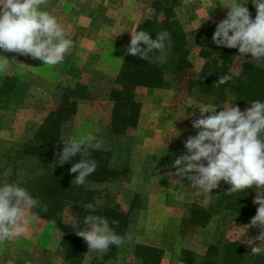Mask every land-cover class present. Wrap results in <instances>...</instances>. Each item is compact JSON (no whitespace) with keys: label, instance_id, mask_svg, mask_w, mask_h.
Wrapping results in <instances>:
<instances>
[{"label":"rangeland","instance_id":"obj_1","mask_svg":"<svg viewBox=\"0 0 264 264\" xmlns=\"http://www.w3.org/2000/svg\"><path fill=\"white\" fill-rule=\"evenodd\" d=\"M82 1L88 4H79ZM99 1L76 0L72 7L76 18L59 20L66 37L73 41L62 63L47 66L27 55L0 51V55L11 60L9 70L0 74V82L5 76L17 77L15 88L0 104V166L5 167V175L10 170L6 176L19 180L30 177L36 162L15 157L16 152L55 108L63 90L81 84L86 86L88 96L77 102L75 116L63 127L62 143L70 136L82 137L91 132L102 141L100 149L109 151V164L119 172L117 180L87 184L100 193V203L114 200L122 209H128L133 197L138 196L126 248L105 264H139L132 254L135 244L161 250L162 264H183L184 251L193 253L199 263L218 234L244 242L250 253L252 247L264 246V241L256 239L262 231L259 227L231 222L225 228L214 219L205 227H184L189 205L205 206L208 197L194 193L186 179L182 181L185 189L173 182L179 179L174 175V160L186 154V140L198 131L192 127V121L199 117L198 107L210 102L196 88L188 87L203 65L200 51L209 48L200 29L224 19L228 12L225 6L232 0H173L175 17L187 35L192 67L168 77L167 89L138 88L135 95L141 108L137 126L117 139L109 136L108 95L127 54L130 33L135 32L141 20L153 15V0H107L97 4ZM251 1L243 6L255 7ZM206 12L208 18L202 20ZM239 71L237 62L234 72ZM184 109L186 118L178 119ZM220 110L222 107L216 109ZM66 212L65 220L70 222L71 216ZM62 237L53 222L38 218L26 234L0 244V264H65L59 247ZM254 255L264 257V253ZM95 257L87 249L81 264H99L101 260L98 258L95 263Z\"/></svg>","mask_w":264,"mask_h":264},{"label":"trees","instance_id":"obj_2","mask_svg":"<svg viewBox=\"0 0 264 264\" xmlns=\"http://www.w3.org/2000/svg\"><path fill=\"white\" fill-rule=\"evenodd\" d=\"M172 2L173 0H153L150 6L153 15L137 24L135 31H148L150 38H154L159 32L169 33L171 47L163 64L148 63L130 54L125 55L108 95L111 104L109 136L113 139L125 136L130 129L137 126L141 108L135 95L138 88L167 89L170 85L168 77L177 76L192 67L188 58L187 35L175 17ZM247 9L250 17L254 19L255 7ZM217 24H207L200 29L201 34L209 41V48L200 51L204 62L195 80L190 82L188 87L196 88L199 94L207 97L211 103L223 105L233 102L240 110L249 107L255 99L264 101V67H256L250 62L240 63L235 59V56L239 55L237 49L215 45L211 37ZM246 59H250V55ZM237 62L240 65L238 74L234 72ZM224 74H231L232 79L217 85L215 82L218 76ZM16 82V76H5L1 79L0 104L13 91ZM87 96V88L84 85L77 84L65 88L55 108L16 152L15 157L36 162L32 165L30 177L19 180L14 176H6L5 167L0 166V181L15 182L26 187L34 197L47 205V211H35L39 218L49 220L60 228L63 237L59 247L65 264H81L88 249L83 238L77 236L70 222L65 220L66 209H69L66 214L79 218L78 223L82 227L83 217L87 214L83 206L92 203L95 206V214L106 217L118 235L128 236V229L137 208V195L133 197L128 209H122L114 200L100 203V193L87 186L88 183L104 184L117 180L119 172L109 164V151H92L91 158L97 161L98 166L83 185L72 182L77 173L69 172L72 163L77 162L79 156L63 165L58 161L63 148V127L75 116L77 102ZM229 187L226 182L220 181L219 187L212 190L213 196L208 198L207 205L190 204L184 227H205L213 219L225 228L231 222L242 226L249 225L259 206L253 203L257 189L253 186L251 189L230 193L227 192ZM112 220L118 221V224L111 225ZM127 240L121 247L110 246L107 253H95V263L101 260L99 264H105L114 259L121 248H126ZM132 254L139 264H162L163 252L159 249L135 244L132 246ZM181 256L183 264H264V257L250 253L244 242L226 239L223 234H218L208 245L199 263L189 251H184Z\"/></svg>","mask_w":264,"mask_h":264},{"label":"clouds","instance_id":"obj_3","mask_svg":"<svg viewBox=\"0 0 264 264\" xmlns=\"http://www.w3.org/2000/svg\"><path fill=\"white\" fill-rule=\"evenodd\" d=\"M247 2L232 0L225 6L228 8L226 17L216 25L211 39L219 47L237 49L239 55L235 59L240 63L250 62L256 67H264V0H252L256 9L254 19L243 6ZM43 4L44 0H0V51L27 55L47 66L64 61L73 41L66 37L57 18L42 10ZM208 14L206 12L202 20L207 19ZM130 35L127 54L148 63L166 62L171 47L169 33L159 32L150 38V33L141 29ZM249 55L250 59H246ZM10 61L0 55V74L9 70ZM231 79V74H224L218 76L215 83L225 84ZM218 107L222 110L217 112ZM198 110L199 117L192 121V127L198 131L186 140V154L174 160V175L179 179L173 182L185 189L182 181L186 179L188 188L209 199L220 181L230 185L227 191L230 193L255 186L258 191L253 203L259 206L245 227L258 226L262 231L256 239L264 241V101L255 99L243 111L233 102L226 106L202 103ZM182 118H186L185 109L178 119ZM101 145L102 141L91 132L63 140L58 157L60 165L79 156L69 168L70 173H77L72 182L77 185L86 183L98 166L91 153ZM83 208L87 212L83 226L75 215L70 219V226L86 242L90 253H107L110 246L121 247L130 238L118 235L106 217L95 214L92 203L84 204ZM36 209L45 212L47 205L26 187L0 181V244L26 234L29 225L39 218ZM116 224L118 221H111V225ZM251 253H264V246L252 247Z\"/></svg>","mask_w":264,"mask_h":264},{"label":"crops","instance_id":"obj_4","mask_svg":"<svg viewBox=\"0 0 264 264\" xmlns=\"http://www.w3.org/2000/svg\"><path fill=\"white\" fill-rule=\"evenodd\" d=\"M103 1H107V0H100L97 4H101ZM75 3H76V0H44V4L41 7L44 8L42 10L47 11L48 9V11H50V13L53 16H55L59 22V20L60 21H62V19L67 20L69 19V17L76 18L74 16V13L72 12L73 11L72 7L75 5ZM79 4H88V3L82 1ZM63 7L66 8L65 11L63 10Z\"/></svg>","mask_w":264,"mask_h":264}]
</instances>
